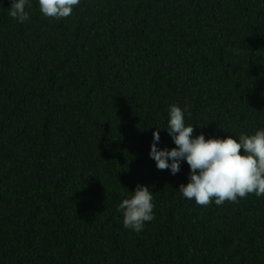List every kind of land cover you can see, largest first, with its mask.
<instances>
[{
    "label": "trees",
    "instance_id": "16d2710c",
    "mask_svg": "<svg viewBox=\"0 0 264 264\" xmlns=\"http://www.w3.org/2000/svg\"><path fill=\"white\" fill-rule=\"evenodd\" d=\"M0 0V264H264V196L200 206L149 156L195 135L264 127V0H81L30 20ZM243 153V150H241ZM137 185L154 221L117 210Z\"/></svg>",
    "mask_w": 264,
    "mask_h": 264
},
{
    "label": "clouds",
    "instance_id": "9594fccd",
    "mask_svg": "<svg viewBox=\"0 0 264 264\" xmlns=\"http://www.w3.org/2000/svg\"><path fill=\"white\" fill-rule=\"evenodd\" d=\"M42 15L60 20L69 17L81 0H37ZM32 0H11L8 14L23 24L30 20ZM187 107L173 104L168 107L166 131L176 147L160 148L161 131L153 132L149 156L158 170H170L175 176L183 163L189 166L188 183L181 184L178 192L197 205L225 201L237 202L254 194L264 196V127L254 134L241 133L226 138H206L195 135L198 127L186 124ZM243 150V153L241 152ZM123 198L117 210L122 214L123 227L142 232L147 223L154 221V193L149 186L137 185L134 192Z\"/></svg>",
    "mask_w": 264,
    "mask_h": 264
}]
</instances>
